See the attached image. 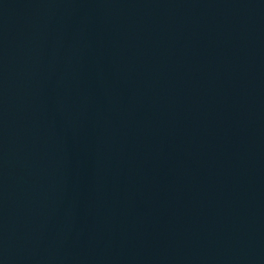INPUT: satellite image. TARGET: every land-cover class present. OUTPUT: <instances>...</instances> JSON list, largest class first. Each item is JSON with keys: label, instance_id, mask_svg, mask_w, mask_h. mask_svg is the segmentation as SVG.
Segmentation results:
<instances>
[{"label": "water", "instance_id": "water-1", "mask_svg": "<svg viewBox=\"0 0 264 264\" xmlns=\"http://www.w3.org/2000/svg\"><path fill=\"white\" fill-rule=\"evenodd\" d=\"M0 264H264V0H0Z\"/></svg>", "mask_w": 264, "mask_h": 264}]
</instances>
